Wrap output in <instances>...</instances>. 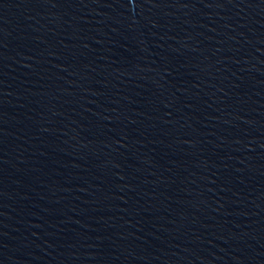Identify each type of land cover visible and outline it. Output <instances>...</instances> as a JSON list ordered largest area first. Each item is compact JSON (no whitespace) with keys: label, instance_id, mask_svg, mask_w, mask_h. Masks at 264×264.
I'll return each mask as SVG.
<instances>
[{"label":"water","instance_id":"water-1","mask_svg":"<svg viewBox=\"0 0 264 264\" xmlns=\"http://www.w3.org/2000/svg\"><path fill=\"white\" fill-rule=\"evenodd\" d=\"M0 264H264V0H0Z\"/></svg>","mask_w":264,"mask_h":264}]
</instances>
